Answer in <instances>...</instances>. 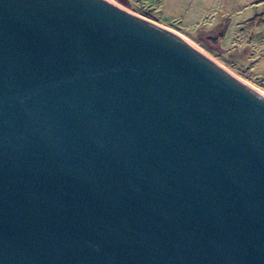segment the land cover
Returning a JSON list of instances; mask_svg holds the SVG:
<instances>
[{"label":"water","instance_id":"obj_1","mask_svg":"<svg viewBox=\"0 0 264 264\" xmlns=\"http://www.w3.org/2000/svg\"><path fill=\"white\" fill-rule=\"evenodd\" d=\"M0 264H264V94L110 0H0Z\"/></svg>","mask_w":264,"mask_h":264},{"label":"rangeland","instance_id":"obj_2","mask_svg":"<svg viewBox=\"0 0 264 264\" xmlns=\"http://www.w3.org/2000/svg\"><path fill=\"white\" fill-rule=\"evenodd\" d=\"M182 36L264 94V0H112Z\"/></svg>","mask_w":264,"mask_h":264},{"label":"bare ground","instance_id":"obj_3","mask_svg":"<svg viewBox=\"0 0 264 264\" xmlns=\"http://www.w3.org/2000/svg\"><path fill=\"white\" fill-rule=\"evenodd\" d=\"M112 3H113V1L112 0H110ZM190 44V43H189ZM193 47H195L193 44H191ZM196 48V47H195ZM197 50H199L198 48H196ZM200 51V50H199ZM200 52H202V51H200ZM203 53V52H202ZM204 54V53H203Z\"/></svg>","mask_w":264,"mask_h":264}]
</instances>
